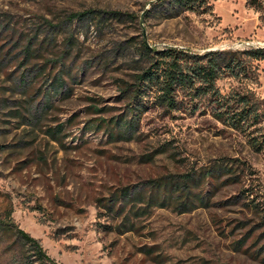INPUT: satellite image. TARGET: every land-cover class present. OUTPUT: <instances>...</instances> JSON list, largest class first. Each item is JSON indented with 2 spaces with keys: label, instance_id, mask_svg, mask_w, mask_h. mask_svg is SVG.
<instances>
[{
  "label": "rangeland",
  "instance_id": "1",
  "mask_svg": "<svg viewBox=\"0 0 264 264\" xmlns=\"http://www.w3.org/2000/svg\"><path fill=\"white\" fill-rule=\"evenodd\" d=\"M156 2L0 0V264H37L10 224L55 264H264V60L248 54L264 49V11L249 0H209L205 14L164 19ZM143 41L155 50L237 53L236 74L216 86L233 101L246 96L259 117L234 130L203 98L193 114L151 109L132 141H109L91 120L128 111L120 80L147 66ZM161 146L167 153L147 162ZM218 166L232 169L222 178H236L232 185L215 188L206 172ZM187 178L209 206L196 200L181 213L174 191L169 206L131 215V231L104 228L114 222L100 200L122 188L147 198L159 180Z\"/></svg>",
  "mask_w": 264,
  "mask_h": 264
},
{
  "label": "trees",
  "instance_id": "2",
  "mask_svg": "<svg viewBox=\"0 0 264 264\" xmlns=\"http://www.w3.org/2000/svg\"><path fill=\"white\" fill-rule=\"evenodd\" d=\"M249 3L264 11V7L257 0H249ZM156 6L161 9L164 19H172L181 16L183 13L191 12L205 14L212 9L209 0H157ZM30 46L26 48L27 56H30ZM141 57L147 61V66L133 76L132 82L120 80L121 95L128 102V111L119 116L110 118H95L91 121L96 123L97 129H105L111 142H130L137 133L140 122L146 112L151 109H159L164 115L196 113L200 106L201 99H208L211 104L212 116L222 124L237 131H246L248 127L259 117L257 109L246 96H239L234 101L223 96L216 86L217 80L224 73L236 74L239 67L240 58L232 51L209 50L203 54L190 53L177 48H166L155 50L150 48L144 41L141 42ZM254 60H264V49H257L248 52ZM94 114L109 113L110 109L96 108L90 106ZM207 111V110H204ZM18 112L13 113V117ZM131 117V118H130ZM72 118L70 119V121ZM64 125H58L55 132H62ZM56 135L54 134V137ZM252 147L262 150V141L251 139ZM167 146H161L148 154L146 161L153 162L158 155L167 153ZM211 178L218 183L213 184L216 189L232 185L236 178H222L232 174L231 170H224L221 166L207 170ZM205 172L201 173L200 180L205 178ZM188 179L182 182H171L167 180L158 181L155 194L147 196L143 192L132 194L130 188H122L115 191L110 198L100 200L101 207L106 212L105 215L111 217L113 224H108L104 228L107 231L125 234L134 228V222L130 218L133 216H144L152 206L161 208L171 204L172 194L178 191L177 208L181 213L191 210L193 203L200 200L203 206H209L208 200L201 191L194 192L191 189ZM214 183V182H213ZM170 194L169 199L166 198ZM162 195V198H161ZM129 201V210L125 214V208ZM143 206L136 207V204ZM146 203V204H145ZM255 212L260 211L259 205H254ZM264 220V216H262ZM15 237L29 244L33 251L34 261L37 264H55L45 253L41 244L31 237L27 232L14 227ZM156 247L149 249L148 254H153ZM158 257V255L156 256Z\"/></svg>",
  "mask_w": 264,
  "mask_h": 264
},
{
  "label": "water",
  "instance_id": "3",
  "mask_svg": "<svg viewBox=\"0 0 264 264\" xmlns=\"http://www.w3.org/2000/svg\"><path fill=\"white\" fill-rule=\"evenodd\" d=\"M213 50H216V49H213Z\"/></svg>",
  "mask_w": 264,
  "mask_h": 264
}]
</instances>
